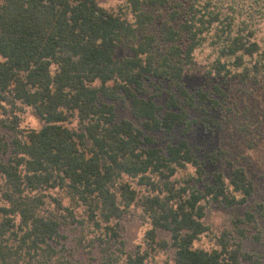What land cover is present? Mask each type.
I'll return each mask as SVG.
<instances>
[{"label":"trees","instance_id":"trees-1","mask_svg":"<svg viewBox=\"0 0 264 264\" xmlns=\"http://www.w3.org/2000/svg\"><path fill=\"white\" fill-rule=\"evenodd\" d=\"M167 3L153 0L151 4ZM192 6L195 12L182 25L192 42L187 49L177 44L179 28L166 20L158 38L145 36L132 56L119 59L118 47L136 35V25L97 0H0V109L11 98L33 107L43 122L41 129L15 138V156L0 164L4 178L0 181V264L59 263L53 241L61 238L63 223L60 216L42 211L45 200L39 191L62 190L86 207L90 219L100 216L107 231L119 237L118 226L111 222L138 198L124 176H140L143 184L157 187L152 174L166 180L169 194L142 199L153 226L147 232L151 250L174 248L176 264L253 260L241 243L231 244L225 236L219 238L221 248H194L195 241L210 230L204 223V200L233 206L245 204L253 195L246 171L235 167L229 184L216 172L213 183L201 191L190 190V183L178 189L169 179L187 164L197 168L196 183L204 175L188 141L169 145L165 153L151 146V139L131 120L119 121L114 106L106 101L125 96L133 115L151 131H170L186 123V113L163 114L152 98L141 94L147 78L169 77L177 82L181 95L192 98L182 81L184 61L191 60L201 36L209 33L216 34L221 45L213 63L217 75L259 81L264 48L254 30L244 23L236 29L228 15L210 4ZM135 12L149 16L137 5ZM153 42L166 46L155 51ZM177 101L173 94L169 106ZM0 147L4 152L10 148L1 137ZM54 200L63 208L61 199ZM66 210L75 216L73 210ZM159 229L171 233V242L159 236ZM146 255L128 254L124 264H146Z\"/></svg>","mask_w":264,"mask_h":264},{"label":"rangeland","instance_id":"rangeland-1","mask_svg":"<svg viewBox=\"0 0 264 264\" xmlns=\"http://www.w3.org/2000/svg\"><path fill=\"white\" fill-rule=\"evenodd\" d=\"M97 1L106 10L136 25V35L125 39L118 47L119 59L132 56L133 48L145 36L157 37L166 20L179 28L177 44L187 49L192 42L182 25L195 12L193 4H210L211 8L219 9L223 15L230 17L229 21L234 22L236 29L242 27L243 23L249 25L264 48V0H168L163 7L152 5L153 0ZM135 5L149 16H137ZM198 42L191 60L184 61L182 81L192 98L181 95L177 82L169 77L147 78L144 91L140 93L143 97L152 98L163 114L169 111L186 113V123L178 124L170 131H151L145 128L144 120L133 115L132 103L128 98L118 96L106 101L114 106L119 121L131 120L151 139V146L165 153L169 145L188 141L203 165L204 175L201 182L196 183L199 177L197 168L187 164L169 179L176 188L188 187L190 183V190L201 191L213 183L216 172H221L229 184L235 167L246 171L254 185L253 195L245 204L233 206L204 200V223L210 230L195 241L194 248L206 251L221 248L219 238L225 236L231 244L241 243L243 251L252 255L253 260L247 264H264V70L257 74L258 82L219 76L213 71V63L221 46L218 37L213 33L203 34ZM153 43L155 51L159 46L160 49L166 46L160 42ZM173 94L178 101L170 107ZM2 103L0 137L10 147L7 152L0 147V164H5L15 156L13 140L24 138V134L32 129H41L43 122L31 106L11 98ZM76 123L74 121L73 125ZM151 177L157 182V187L143 184L140 176H124L123 179L137 191L138 198L125 208L120 219L111 222V225L118 226L119 237L107 231V223L100 216L90 219L86 207L71 201L62 190L39 191L38 194H44L45 200L42 211L60 216L63 223L61 238L58 242L53 241L59 254L58 264H124L128 254L139 253L147 254L146 264H176L174 248L153 251L148 244L147 232L153 226L151 217L142 206V199L145 196L164 197L169 194L166 180L154 174ZM3 180L1 176V183ZM235 195L242 198L240 193ZM55 198L62 200L63 208H58ZM67 207L75 212L74 217L66 210ZM158 233L161 238L171 242L170 232L159 229Z\"/></svg>","mask_w":264,"mask_h":264}]
</instances>
